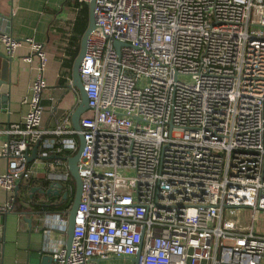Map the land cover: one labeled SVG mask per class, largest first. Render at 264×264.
Masks as SVG:
<instances>
[{
    "label": "built area",
    "instance_id": "built-area-1",
    "mask_svg": "<svg viewBox=\"0 0 264 264\" xmlns=\"http://www.w3.org/2000/svg\"><path fill=\"white\" fill-rule=\"evenodd\" d=\"M77 12L91 0H68ZM96 28L80 76L89 110L71 249L53 264H264V0H95ZM8 56L23 43L36 58L28 110L0 132L9 194L36 172L26 154L79 148L71 115L41 127L47 52L0 33ZM70 195L67 162L55 159ZM44 233L67 236L68 219L45 216Z\"/></svg>",
    "mask_w": 264,
    "mask_h": 264
},
{
    "label": "crops",
    "instance_id": "crops-1",
    "mask_svg": "<svg viewBox=\"0 0 264 264\" xmlns=\"http://www.w3.org/2000/svg\"><path fill=\"white\" fill-rule=\"evenodd\" d=\"M0 14L4 16L0 20V33H8L17 39L32 38L44 45L47 62L44 71L46 87L41 100L44 107L41 127L54 130L60 120L71 115L76 102L77 92H68V86L72 83L73 65L83 37L80 28H76L79 12L68 0H0ZM0 51L6 54L1 42ZM29 53V44L23 43L9 56L8 103L3 106L0 101V131L7 129L12 123L21 122L28 110L23 101L30 95L34 68L38 63L36 58L31 64L24 61ZM74 137L79 141V136ZM7 138L5 133L0 132V143ZM54 161L55 159H36L30 164L37 175L34 178H44L51 183L60 182L63 190L65 181L61 180V172L54 166ZM6 170L7 160L0 158V174ZM27 193L30 195L29 191ZM42 197L44 200L49 196ZM8 198V192L0 186V207L6 204ZM59 198L60 201L62 197ZM24 204L28 206V202ZM46 215L52 214L6 212L1 225V264H53L51 250L59 245H66L67 236L56 230L50 236L45 234ZM61 215L68 219V214ZM28 219H31V223ZM254 228L258 234L264 235V211L258 214Z\"/></svg>",
    "mask_w": 264,
    "mask_h": 264
},
{
    "label": "water",
    "instance_id": "water-1",
    "mask_svg": "<svg viewBox=\"0 0 264 264\" xmlns=\"http://www.w3.org/2000/svg\"><path fill=\"white\" fill-rule=\"evenodd\" d=\"M95 0H91L89 3V25L85 33L83 34L81 40V47L77 58L74 61L73 65V79L71 85L68 86L69 91L72 90L77 92L76 102L73 106V110L71 112V121L74 129L78 132L79 136V148L76 153L70 157H65L57 154L51 155H39V145L40 143H36L31 155L26 154L28 163L35 161L36 159H42L44 161L50 159H61L67 162L68 170L75 181V194L71 209L68 213V229H67V244L66 247L68 250L71 249L72 242H73V235H74V228L76 223V213L78 206L81 200V193H82V181L79 174V162L82 156V152L85 147V140L84 136L81 133L82 127L80 124L81 116L89 110L88 104V96L85 91L83 81L80 76V65L83 60V57L86 53L88 38L90 34L96 28V17H95ZM4 19V16L0 14V20ZM0 101L3 106L7 105L8 103V92H9V62H11V57L7 54H4L0 51ZM20 186L17 185L15 188V192L19 191ZM30 198L36 192L43 194L44 196H58L62 197L63 200L68 199L69 194L68 192H63L62 184L60 182H53L50 184L48 188H43L42 186H33L29 189ZM4 213H0V264L2 263V250H3V239H2V224L4 223ZM28 222L31 223V219H28ZM137 257L133 258L132 261L134 263L137 262Z\"/></svg>",
    "mask_w": 264,
    "mask_h": 264
},
{
    "label": "trees",
    "instance_id": "trees-1",
    "mask_svg": "<svg viewBox=\"0 0 264 264\" xmlns=\"http://www.w3.org/2000/svg\"><path fill=\"white\" fill-rule=\"evenodd\" d=\"M76 28H80V34L83 35L88 28L89 25V5L84 4L78 14L76 19ZM78 52V50H77ZM77 53L74 55L76 58ZM61 156L69 155L68 152L60 153ZM31 164L29 163V166ZM40 184L43 188H48L51 184L50 180L44 178H31L29 180H21L19 183L20 189L15 194V199L13 201L12 209L10 211H14L16 213H28L30 215H43V214H68L71 209L74 194H75V181L71 176L68 184L72 186L73 191L69 195L68 199L60 200L58 196H49L43 200L42 195L36 193L30 198V195L27 193L29 189L33 186ZM28 202V206L24 203ZM9 212V211H8ZM6 214V212H2V214Z\"/></svg>",
    "mask_w": 264,
    "mask_h": 264
},
{
    "label": "rangeland",
    "instance_id": "rangeland-1",
    "mask_svg": "<svg viewBox=\"0 0 264 264\" xmlns=\"http://www.w3.org/2000/svg\"><path fill=\"white\" fill-rule=\"evenodd\" d=\"M133 263L131 260H123V259H111V260H103L100 262V264H131Z\"/></svg>",
    "mask_w": 264,
    "mask_h": 264
}]
</instances>
